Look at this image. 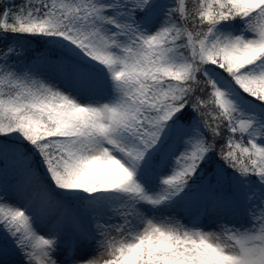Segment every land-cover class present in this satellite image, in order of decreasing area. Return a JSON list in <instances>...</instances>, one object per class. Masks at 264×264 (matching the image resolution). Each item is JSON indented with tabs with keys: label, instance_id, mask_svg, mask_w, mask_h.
<instances>
[{
	"label": "snow or ice",
	"instance_id": "obj_1",
	"mask_svg": "<svg viewBox=\"0 0 264 264\" xmlns=\"http://www.w3.org/2000/svg\"><path fill=\"white\" fill-rule=\"evenodd\" d=\"M0 41V264H264V0H0Z\"/></svg>",
	"mask_w": 264,
	"mask_h": 264
},
{
	"label": "trees",
	"instance_id": "obj_2",
	"mask_svg": "<svg viewBox=\"0 0 264 264\" xmlns=\"http://www.w3.org/2000/svg\"><path fill=\"white\" fill-rule=\"evenodd\" d=\"M11 38V37H10ZM3 44V41H0V45H2Z\"/></svg>",
	"mask_w": 264,
	"mask_h": 264
}]
</instances>
